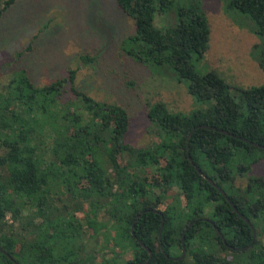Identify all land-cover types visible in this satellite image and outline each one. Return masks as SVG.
<instances>
[{
  "label": "trees",
  "instance_id": "1",
  "mask_svg": "<svg viewBox=\"0 0 264 264\" xmlns=\"http://www.w3.org/2000/svg\"><path fill=\"white\" fill-rule=\"evenodd\" d=\"M14 2L0 0V16ZM115 3L135 26L122 51L152 71L173 70L203 107L173 112L161 100L149 103L148 131L156 140L136 147L124 140L126 109L77 88V69L43 85L25 69L9 77L0 90V264H98L95 252L105 250L113 261L101 256L102 264L118 263L126 250L131 256L122 263L264 264V178L251 173L264 148L238 138L264 146V85L236 86L234 93L216 70H196L194 58L205 55L210 39L200 0L179 6L175 23L163 28L156 27L155 14L171 0ZM228 9L247 14L264 35V0H230ZM80 59L91 64L94 57ZM195 166L252 223L250 247L243 249L252 240L249 225ZM60 182L67 194L58 207L52 201ZM27 207L35 210L24 215ZM101 210L109 215L105 221H98ZM82 211L84 223L77 214ZM192 221L185 255L175 259ZM88 243L96 248L88 250Z\"/></svg>",
  "mask_w": 264,
  "mask_h": 264
},
{
  "label": "rangeland",
  "instance_id": "2",
  "mask_svg": "<svg viewBox=\"0 0 264 264\" xmlns=\"http://www.w3.org/2000/svg\"><path fill=\"white\" fill-rule=\"evenodd\" d=\"M171 1L163 14H155L156 27L175 23L177 8L192 0ZM200 1L209 22L210 39L205 55L194 58L196 70H216L234 93L236 86L264 85V35L255 32L254 21L236 9L227 10L230 0ZM134 27L133 20L117 7L115 0H15L0 16V90L9 77L22 69L35 85H43L75 68V86L98 101L124 107L130 120L124 140L145 147L156 140L148 131L149 103L161 100L173 112H188L203 105L193 100L186 83L179 81L173 70L152 71L122 51V42L134 33ZM83 54L94 57L93 62L84 64L80 59ZM68 89L65 98L70 96ZM45 157L49 159V155ZM251 173L264 178V159L252 165ZM239 182L244 183L242 179ZM58 185L52 202L61 207V197L65 200L67 191L61 182ZM83 206L88 209L86 203ZM34 210L27 207L23 213L29 215ZM77 214L84 223V211ZM108 218L105 211L99 212L98 221ZM83 229L87 236L86 224ZM98 241L102 243L103 236ZM93 247L88 243V250ZM95 255L98 264H102L101 256L113 261L107 250L96 251ZM130 256L131 251L126 250L114 261L122 264Z\"/></svg>",
  "mask_w": 264,
  "mask_h": 264
},
{
  "label": "water",
  "instance_id": "3",
  "mask_svg": "<svg viewBox=\"0 0 264 264\" xmlns=\"http://www.w3.org/2000/svg\"><path fill=\"white\" fill-rule=\"evenodd\" d=\"M198 127H203V128H206V129H213V130H215L216 128L214 127V126H209V125H200V126H198ZM196 127H194V128H192L191 129V131L189 132V134H188V136L192 133V131L195 129ZM220 131L222 132V133H224V134H226V135H230V136H233V137H236V135L235 134H232V133H229L228 131H225V130H222V129H220ZM238 137V136H237ZM239 139H241V140H243V141H245V142H248V143H250L251 145H254V146H257V147H261V148H264V146H262V145H259V144H257V143H255V142H252V141H248L247 139H245V138H241V137H238ZM189 157V156H188ZM189 159H190V157H189ZM191 163L192 164H194L192 161H191ZM195 169H196V171L200 174V175H202L210 184H212L215 188H217L218 190H219V192L221 193V195H223L224 197H225V199H226V201L230 204V206H231V208L233 209V211L234 212H236L238 215H239V217L240 218H242L248 225H249V227L251 228V231H252V240L250 241V243L246 246V247H244L243 249H246V248H248V247H250V245L253 243V241H254V239H255V237H256V232H255V229H254V227H253V225H252V223L249 221V219L248 218H246L242 213H240L239 211H238V209L236 208V206L232 203V201L230 200V198L226 195V193L217 185V184H215L214 182H213V180L212 179H210L208 176H206L201 170H200V168H198L197 166H195ZM140 215H137V217H139ZM212 225H213V227L216 229V231H217V233L220 235V237L223 239V236H222V234L220 233V231L216 228V226H214V224L211 222V221H209ZM163 223H164V218H163V216H161V222H160V226H159V231H158V233H159V235H160V233H161V230H162V227H163ZM194 223V221H192L191 223H189V225L185 228V230L182 232V237H181V244H182V250H181V254H180V256L179 257H177V258H175V259H181V258H183L184 257V255H185V251H186V249H185V245H184V235H185V231L189 228V226L190 225H192ZM133 226H134V221L132 222V224H131V227H130V229H131V233H133ZM224 241V240H223ZM141 245L148 251V253H149V257L151 256V251H150V249L148 248V247H146V246H144L142 243H141ZM0 251L1 252H4L1 248H0ZM10 259H12V257L9 255V254H7V253H5ZM13 260V259H12ZM14 261V263L15 264H19L18 262H16L15 260H13ZM122 264H132V263H122Z\"/></svg>",
  "mask_w": 264,
  "mask_h": 264
}]
</instances>
